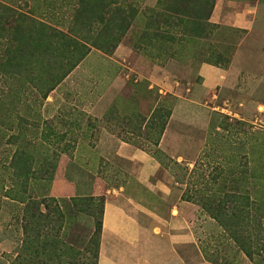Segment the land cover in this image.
I'll list each match as a JSON object with an SVG mask.
<instances>
[{"label": "rangeland", "instance_id": "1", "mask_svg": "<svg viewBox=\"0 0 264 264\" xmlns=\"http://www.w3.org/2000/svg\"><path fill=\"white\" fill-rule=\"evenodd\" d=\"M1 1L16 9H30L29 5L37 16L58 27H63V18L69 12L66 0ZM143 6H147L146 1ZM150 17V14L138 16L113 53L105 54L93 48L42 105L39 101V106L32 105L37 109L33 117L29 116L27 101L18 109L19 116L32 124L40 123L38 115L49 119L55 132L50 140L66 150L60 153L63 175L58 183H53L52 196L70 198L83 194L87 179L78 168L84 167L98 173L106 187L125 186L135 197H147L152 202H158L160 196L140 193L142 189L170 186L173 189L168 202L173 203L181 196L182 183L177 184L180 178L185 176L184 182L192 183L202 174L227 173L234 162L242 165L247 156L263 153L261 148L254 153L250 149L253 142L264 140V6L258 13L254 32L248 36L250 41L253 38L258 41L257 62L243 64L245 72L238 87L223 90L219 87L211 96L203 95L198 103L194 93L203 81L199 75L201 64L212 62L222 69L230 67L245 34L213 26L194 27L192 35L186 37L185 33L181 34L182 26L173 29L166 24L164 29L168 32L154 37L156 26H150ZM153 78L154 81L162 78L169 84L167 91L154 84ZM152 84L154 87L150 89ZM215 112L229 116L230 123L241 121L253 126L248 128L246 124L242 128L235 124L228 130L215 129L212 123L227 121ZM24 123L28 129L29 124ZM164 123L166 129L161 134ZM112 134L132 142L125 148L141 156H152L159 162L158 172L147 184L140 178L139 165L117 157L122 156L117 154L121 143H108L107 137ZM7 148L8 145H2L0 156H8ZM188 188L193 187L189 184ZM0 200V264H7L14 259L21 244V230L17 231L18 226L11 218L15 207L9 206L1 193ZM195 210L189 220L203 255L202 248H208L211 255L216 245L222 262L252 264L244 254L233 250L225 237L219 234L221 238H213L218 232L215 223L198 206ZM87 223V213H81L77 222L69 225L66 239L78 251L74 255L79 264H91L95 254V246L89 244Z\"/></svg>", "mask_w": 264, "mask_h": 264}, {"label": "trees", "instance_id": "2", "mask_svg": "<svg viewBox=\"0 0 264 264\" xmlns=\"http://www.w3.org/2000/svg\"><path fill=\"white\" fill-rule=\"evenodd\" d=\"M66 1L69 12L63 18V27H58L37 16L27 4L30 9H16L0 0V149L4 144L9 146L8 156H0V193L9 206L15 207L11 218L17 231L21 230V244L7 264H79L74 255L78 251L66 239L69 225L76 223L81 213H87L89 244L95 246L91 264H97L106 202L104 195H51L60 153L66 150L50 140L55 132L49 119L38 115L40 123L32 124L19 116L23 102L27 101L29 116L33 117L37 109L32 105L39 106L38 101L42 105L93 48L113 53L142 14L151 15L150 26H156L154 37L168 32L166 24L173 29L182 26L181 34L186 37L192 35L194 27L220 28L207 24L216 0H158L155 7H144L146 0ZM214 114L227 120L212 123L215 129L248 124H233L228 122L232 120L229 116ZM23 121L29 124L28 129ZM166 125L160 127L161 134ZM253 143L250 152L261 148L260 156H247L242 165L234 162L227 173L202 174L192 183H185L184 176L177 184L181 182L188 189L182 200L198 206L215 223L218 232L213 238L220 234L252 264H264V140ZM214 246L217 256L202 248L204 258L227 264L219 259L221 252Z\"/></svg>", "mask_w": 264, "mask_h": 264}, {"label": "crops", "instance_id": "3", "mask_svg": "<svg viewBox=\"0 0 264 264\" xmlns=\"http://www.w3.org/2000/svg\"><path fill=\"white\" fill-rule=\"evenodd\" d=\"M146 3L149 7H155L158 0H146ZM263 6L264 0H216L207 24L239 31L245 37L237 45L232 63L227 69L216 67L212 62L201 64L199 75L203 81L198 84L194 93L197 103L203 95L211 96L219 87L221 90L238 87L245 72L243 64L257 62L258 41L254 38L250 41L248 36L254 32L258 13ZM243 43L245 44L242 46ZM152 80L164 90L169 87L162 78L159 81H154V78ZM153 87V84L150 85V89ZM166 135L165 133L164 136ZM107 140L110 144L121 143V150L117 154L122 156L117 157L139 165L142 182L148 183L156 175L160 164L155 158L141 156L131 148H125L132 142L117 134L108 136ZM78 170L87 180L84 181V193L77 196L104 195L106 198L97 264H215L204 258L196 241L189 215L197 210L194 204L182 200L186 189L179 188L181 196L173 203L168 202L173 189L170 186H148L147 189H142L140 193L160 196L158 202H152L147 197H135L125 186L106 187V182L98 173L87 168L81 167ZM62 175L60 164L54 182L58 183ZM102 186L106 188L102 189ZM72 193L76 195L75 191Z\"/></svg>", "mask_w": 264, "mask_h": 264}]
</instances>
